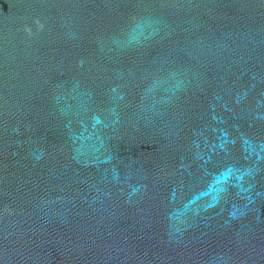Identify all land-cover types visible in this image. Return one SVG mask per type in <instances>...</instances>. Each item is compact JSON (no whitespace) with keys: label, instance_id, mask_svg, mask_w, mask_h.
Segmentation results:
<instances>
[{"label":"water","instance_id":"1","mask_svg":"<svg viewBox=\"0 0 264 264\" xmlns=\"http://www.w3.org/2000/svg\"><path fill=\"white\" fill-rule=\"evenodd\" d=\"M0 264H264V0H0Z\"/></svg>","mask_w":264,"mask_h":264}]
</instances>
